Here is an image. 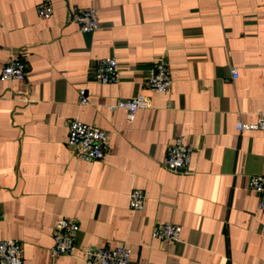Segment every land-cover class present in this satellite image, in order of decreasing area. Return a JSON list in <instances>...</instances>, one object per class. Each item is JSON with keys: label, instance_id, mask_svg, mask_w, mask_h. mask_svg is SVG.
I'll return each instance as SVG.
<instances>
[{"label": "crops", "instance_id": "crops-1", "mask_svg": "<svg viewBox=\"0 0 264 264\" xmlns=\"http://www.w3.org/2000/svg\"><path fill=\"white\" fill-rule=\"evenodd\" d=\"M45 1L54 12L42 20ZM76 6L96 9L98 30L79 31ZM110 56L119 83L101 85L95 68ZM161 57L172 86L156 94L146 82ZM13 60L26 77L0 80V241L18 240L24 264H84L87 247L119 246L131 264H264L250 189L264 173V131L237 129L264 113V0H0V75ZM139 94L151 106L133 122L109 109ZM75 119L109 134L103 161L68 147ZM177 138L193 150L186 173L163 166ZM134 189L148 194L139 212ZM61 218L79 224L77 249L53 258ZM164 223L181 227L177 242L153 237Z\"/></svg>", "mask_w": 264, "mask_h": 264}, {"label": "built area", "instance_id": "built-area-1", "mask_svg": "<svg viewBox=\"0 0 264 264\" xmlns=\"http://www.w3.org/2000/svg\"><path fill=\"white\" fill-rule=\"evenodd\" d=\"M220 1V0H217ZM75 21L82 33H91L99 29L97 11L93 7L72 9ZM54 8L49 1L37 6L40 19L47 20L53 15ZM94 75L101 85H117L120 79V68L115 57L102 59L96 66ZM239 76L238 70L231 67L233 80ZM26 77V64L20 60H13L2 71L1 81H23ZM147 88L156 94L168 93L172 86V77L169 62L165 57L154 62L147 77ZM80 103H89L85 90H80ZM151 106L148 96L139 94L130 99H121L116 104L110 105L111 111L123 109L127 113V119L131 123L141 109ZM68 141L69 148L76 151L82 161H103L109 151L110 137L103 129L89 125L80 120H73L69 124ZM237 129L243 131H264V113L255 124L242 121L237 123ZM193 150L186 146L181 138L175 139L168 147L163 161L164 168L169 172L186 173L189 170ZM250 189L258 196V209L264 214V173L255 175L250 179ZM148 194L140 189H134L129 198V205L133 211H142ZM80 230L79 224L72 219L61 218L57 221L54 231V244L51 248L53 258L61 255H72L76 249V235ZM181 227L174 223L158 224L153 229V237L162 242L175 243L179 240ZM132 252L127 246H119L114 249L87 247L84 251V264H131ZM0 264H24L22 245L16 239H4L0 241ZM144 264V263H139Z\"/></svg>", "mask_w": 264, "mask_h": 264}]
</instances>
